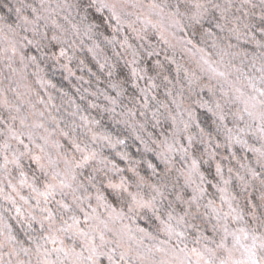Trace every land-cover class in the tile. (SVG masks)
Wrapping results in <instances>:
<instances>
[{"label": "clouds", "instance_id": "9594fccd", "mask_svg": "<svg viewBox=\"0 0 264 264\" xmlns=\"http://www.w3.org/2000/svg\"><path fill=\"white\" fill-rule=\"evenodd\" d=\"M0 264H264V0H0Z\"/></svg>", "mask_w": 264, "mask_h": 264}]
</instances>
